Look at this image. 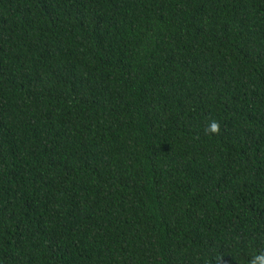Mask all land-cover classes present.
Instances as JSON below:
<instances>
[{
  "label": "trees",
  "instance_id": "trees-1",
  "mask_svg": "<svg viewBox=\"0 0 264 264\" xmlns=\"http://www.w3.org/2000/svg\"><path fill=\"white\" fill-rule=\"evenodd\" d=\"M0 264H264V0H0Z\"/></svg>",
  "mask_w": 264,
  "mask_h": 264
}]
</instances>
